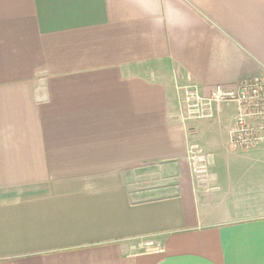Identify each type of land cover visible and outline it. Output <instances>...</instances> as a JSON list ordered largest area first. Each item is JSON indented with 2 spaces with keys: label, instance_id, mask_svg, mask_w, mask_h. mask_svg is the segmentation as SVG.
Instances as JSON below:
<instances>
[{
  "label": "crops",
  "instance_id": "obj_1",
  "mask_svg": "<svg viewBox=\"0 0 264 264\" xmlns=\"http://www.w3.org/2000/svg\"><path fill=\"white\" fill-rule=\"evenodd\" d=\"M256 76L264 0H0V264H264V144L180 90Z\"/></svg>",
  "mask_w": 264,
  "mask_h": 264
},
{
  "label": "built area",
  "instance_id": "obj_2",
  "mask_svg": "<svg viewBox=\"0 0 264 264\" xmlns=\"http://www.w3.org/2000/svg\"><path fill=\"white\" fill-rule=\"evenodd\" d=\"M182 104L188 114L185 119H212L213 110L222 104L237 105L234 126L230 131L229 145L233 151H249L264 144V77L242 80L236 90L221 85L204 95L195 85L180 88ZM195 171L205 172V156L198 146L190 151Z\"/></svg>",
  "mask_w": 264,
  "mask_h": 264
},
{
  "label": "rangeland",
  "instance_id": "obj_3",
  "mask_svg": "<svg viewBox=\"0 0 264 264\" xmlns=\"http://www.w3.org/2000/svg\"><path fill=\"white\" fill-rule=\"evenodd\" d=\"M181 102H183V100H182ZM148 170H149V172H148ZM154 170L156 171V169H154V168L147 169L148 176L146 177V179H149V177H150V178L152 177V179H155V178L157 179V178H159V177H158V174L155 173ZM156 172H157V171H156ZM143 178H144V177H143ZM162 183H164L163 180H162Z\"/></svg>",
  "mask_w": 264,
  "mask_h": 264
}]
</instances>
